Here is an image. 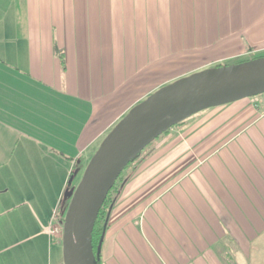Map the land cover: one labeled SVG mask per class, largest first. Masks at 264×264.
Returning <instances> with one entry per match:
<instances>
[{"label": "crops", "instance_id": "0c3cea01", "mask_svg": "<svg viewBox=\"0 0 264 264\" xmlns=\"http://www.w3.org/2000/svg\"><path fill=\"white\" fill-rule=\"evenodd\" d=\"M259 53L264 0H0V264H63L71 162L156 88ZM113 200L101 264H264L263 95L164 132Z\"/></svg>", "mask_w": 264, "mask_h": 264}, {"label": "water", "instance_id": "95a60500", "mask_svg": "<svg viewBox=\"0 0 264 264\" xmlns=\"http://www.w3.org/2000/svg\"><path fill=\"white\" fill-rule=\"evenodd\" d=\"M263 92L264 54L181 76L131 106L103 137L71 193L62 220L63 264H98L107 224L106 218L94 252L99 209L121 171L146 145L200 110Z\"/></svg>", "mask_w": 264, "mask_h": 264}, {"label": "trees", "instance_id": "16d2710c", "mask_svg": "<svg viewBox=\"0 0 264 264\" xmlns=\"http://www.w3.org/2000/svg\"><path fill=\"white\" fill-rule=\"evenodd\" d=\"M263 54L264 53H259V54L251 55V56L244 57V58L242 57V58H238L237 60H234V61H231V62L241 61V60H245V59H248V58H251V57H255V56H258V55H263ZM226 63H230V62L227 61V62L217 63L215 65L226 64ZM120 174H119L118 178L116 179V181H115L114 185L112 186V188L109 190V192H108V194H107V196H106L101 208L99 209L98 215L96 217V220H95V223H94V226H93V230H92V245H93L94 252L96 251V247H97L99 239H100V237L102 235V232H103V229H104V223H105L106 218L108 216L109 207L112 204V202L114 201L113 200L114 194H111V192L112 191L116 192L118 184L123 178ZM62 220H63V216H62ZM105 228H106V226H105ZM98 264H101L100 255H99V258H98Z\"/></svg>", "mask_w": 264, "mask_h": 264}, {"label": "rangeland", "instance_id": "374dc122", "mask_svg": "<svg viewBox=\"0 0 264 264\" xmlns=\"http://www.w3.org/2000/svg\"><path fill=\"white\" fill-rule=\"evenodd\" d=\"M261 94H257V95H254V96H260ZM247 97H251V96H247ZM179 124L180 123H178L177 125H174L173 128H176V126H178ZM165 132H168V130L165 131ZM169 132L173 133L172 131H169ZM162 134H164V132ZM162 134L157 136L148 145H146L143 148V150L141 151V153H143L144 151H146L148 149H152L155 146V144H157L158 139L160 138V136H162ZM132 162H133V160L128 165H126L125 168L122 170V172L120 174L122 177L125 176L126 173L129 171V168H130ZM80 171H81V168H80L79 160L77 159L76 164H74V162H71L69 176H71L72 178H71L69 183H66L64 191L62 193V198H61V200H63V201H62L60 207H61L62 210L64 209L63 215H64V213L66 211L67 205H68L69 200L71 198V193L74 191V189H75L76 185L78 184V182L80 180V177L82 175V173L80 174ZM114 193H115L114 191L111 192V194H114ZM113 202H112V204H113Z\"/></svg>", "mask_w": 264, "mask_h": 264}, {"label": "built area", "instance_id": "2783aa9c", "mask_svg": "<svg viewBox=\"0 0 264 264\" xmlns=\"http://www.w3.org/2000/svg\"><path fill=\"white\" fill-rule=\"evenodd\" d=\"M262 95H263V98H264V92L262 93ZM55 217H56V215H55ZM47 232H48L49 235H57L59 233L61 234L62 233V226L61 225L58 226L57 224H55L54 223V219H53V221L51 220L49 222V225H48V228H47Z\"/></svg>", "mask_w": 264, "mask_h": 264}]
</instances>
